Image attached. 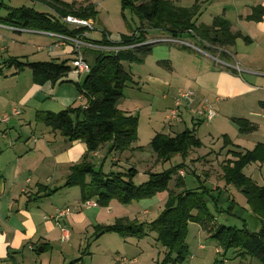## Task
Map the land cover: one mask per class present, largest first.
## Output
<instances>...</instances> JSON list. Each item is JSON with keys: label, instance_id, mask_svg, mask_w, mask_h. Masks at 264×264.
<instances>
[{"label": "trees", "instance_id": "1", "mask_svg": "<svg viewBox=\"0 0 264 264\" xmlns=\"http://www.w3.org/2000/svg\"><path fill=\"white\" fill-rule=\"evenodd\" d=\"M41 2L53 12H38L25 6L11 8L0 0V14L2 10L5 14L0 15V24L28 31L75 35L83 32L84 29L69 28L55 15L59 17L72 15L85 20H94L96 16L93 1L78 7L76 2L71 4L63 3L61 0H41ZM120 5L122 11L128 8L137 15L140 26L132 34H122L117 44L109 43L103 33V40L98 45L116 47L142 45L117 52L103 51L99 54L94 67L84 75L82 84L77 85L78 93L84 91L83 99L86 103L84 107H69L56 113L45 111L35 114L37 122L57 132L68 142H82L86 147L87 155L98 151L106 144H110V152L122 153L131 149L135 143L137 117L118 108L123 89L133 82L131 73L124 69L123 63L141 64L144 61L146 55L151 52V44H143L147 41L150 31H159L166 36L180 39L193 38L198 43L205 42L220 48L231 46L240 36L238 33H231L228 22L220 16H215L209 25H196V19L201 14L197 5L182 8L175 6L169 0H120ZM259 12V17L254 19L261 18L263 12ZM188 30L194 35L188 34ZM179 48L190 50L185 46ZM211 52L215 53L214 50ZM219 56L226 57L224 52L219 53L218 58ZM68 61L70 60L66 59L59 63L10 60V63L21 70L28 69L33 82L41 86L46 82H64L62 78L71 72ZM232 121L240 126L238 128L240 133H250L254 130L253 126L244 119L233 118ZM200 146L199 139L190 129H184L174 136L156 133L149 142V147L156 156V162L168 160L175 155L186 158L190 150ZM232 147L235 149L227 150L226 155L231 154L234 159L232 162H224L221 166L220 178L225 180L226 186L235 187L248 200L251 210L259 220L260 229L257 232L248 231L246 227L212 225L214 217L208 211L209 204L214 206L217 213L232 216V212L219 211L216 201L218 196L210 195L204 186L187 188L183 177L177 176L183 165L171 167L163 172H148L144 183L134 185L132 182L136 174L134 168H129L126 172L105 174L101 167L94 168L88 156H85L70 167L64 187H78L81 202L94 199L102 207L112 200L127 205L166 191L164 209L151 223L141 224L136 220L118 219L113 226L100 229L102 232L113 230L119 232L121 236L130 234L138 238L144 235V229L148 227L156 234V242L166 251L164 264L183 263L186 259L188 250L184 238L187 223L191 221L205 224L209 238L224 251L233 250L239 259L250 257L264 264V186H256L243 174V169L247 165L264 158V147L257 145L251 151H241L235 145ZM174 176V188L168 189L169 182ZM177 189L179 192L175 193ZM217 189L220 191L219 188ZM226 203H229L231 209L235 208L232 200L229 199ZM213 264L223 263L215 260Z\"/></svg>", "mask_w": 264, "mask_h": 264}, {"label": "rangeland", "instance_id": "2", "mask_svg": "<svg viewBox=\"0 0 264 264\" xmlns=\"http://www.w3.org/2000/svg\"><path fill=\"white\" fill-rule=\"evenodd\" d=\"M169 1L184 8L197 5L200 8L201 14L196 19V25H209L215 16L223 17L225 20L230 19L234 22L237 13H239L244 6L250 7L255 2V0ZM2 2L6 5L10 4L15 8L25 6L33 8L39 12L49 11L45 5L42 6L38 3H31V0H2ZM94 9L96 11V16L93 20V30L88 33V40L97 46H99L98 44L103 40V32L109 43L117 44L120 42V36L122 34L133 33L140 26L136 14L128 8L123 11L121 10L120 0H102L95 4ZM0 15H4L3 10ZM14 34L18 35L16 33ZM20 34L22 36H32L31 43L24 41V47H21L20 50H15L11 47L16 53H25V56H23L25 62L43 61L45 58H49V54L46 50V45L48 44H46L47 42L45 39L49 38L52 40V37L41 36L39 34L36 35L35 33L28 34L26 32ZM149 35L151 36L152 33H149ZM184 40L199 47V44L195 41L196 39L193 40L185 37ZM236 44L237 45L234 47L235 49H228L225 46L223 47V50L226 55L229 56L227 53L229 51L233 57L235 56V58L240 61L242 58L240 54L243 53L241 50L243 45L239 41H237ZM1 45L0 47H2ZM175 46L179 47L178 45ZM36 47H42V51L37 52ZM105 48L106 49L89 48L83 50V56L86 52V57L84 59L90 68L94 67L95 61L101 52H115L121 50L118 47H114V45ZM173 48H171V51L176 50ZM168 49L167 45L153 43L151 44V52L146 55V57H151H148L147 63L144 67H140L137 62L130 64L123 63V67L129 73L143 74L152 72L151 68L147 67L145 69V67L151 64L152 58L156 55L165 56L168 53ZM178 54L181 55L179 52L172 51L173 57L179 56ZM212 54L216 56L217 53L215 52ZM198 55L199 59H207L202 54ZM213 55L210 56L212 57ZM10 56V52L0 50V62L4 61L1 59H6ZM210 59L211 61L216 62L214 59ZM218 59L226 65L234 63L232 58L229 57L224 58L219 56ZM261 59L264 60V57ZM69 64L70 62L68 61V65ZM220 65L225 68L223 64ZM238 66L241 65L238 63ZM235 71L236 74L241 77L239 78L236 75L241 81L243 79H253L257 90L250 95L236 98L233 101L219 99L216 103L213 102L216 115L210 122H203L195 126V137L199 139L201 146L200 148L190 150L189 153H187L186 158L180 155H175L168 160L156 162V156L149 147V142L156 133L174 136L181 132L180 126L168 127V124L172 125L179 121V117L177 121L175 119L169 123L165 117L168 115L170 108L158 104L159 102H162V95L169 94L172 90L170 91V89L166 88L159 89L157 88L156 83H154L150 85H154L152 87L155 89H151L150 85H145L144 88L141 89L140 84L138 88L128 84L123 89V95L118 104V108L129 111L133 113V116L137 117V139L133 146H131V149L122 153L110 152L109 149H106L102 153L101 160L96 161L95 158H91L90 161L95 168L99 169V167H101L105 173H109V171L126 172L129 168H134L136 170V174L132 178L134 185H140L147 180L146 172L149 166L153 167L151 171L158 173L177 165H183V170L180 169L179 171L183 172V181L187 188H201L200 186L211 188L213 182L218 183L219 189L225 191L229 199L232 200L235 205V208L233 209H231L229 203L226 202H221V204L217 205L219 211H231L232 216H229L224 213H217L214 206L209 204L208 211L214 217L212 225L235 226L237 228L246 227L248 231L257 232L260 229L259 220L257 219V215L251 210L248 200L235 187L226 186L224 183L225 180L220 178V174H222L221 166L224 162H232L234 159L231 154L226 155L227 150L235 149L232 147L233 145L239 147L241 151H251L257 145L264 147V103H259L261 100H264V71L259 72V77H252L247 73L242 72L241 69H235ZM29 72L30 71L27 69L23 73H19L18 82L22 89L21 92L20 90L15 92L11 91V95L7 97V104H0V108L2 106L8 107L20 105L18 104L17 98L22 93L23 86H26L29 82ZM70 77L74 79L76 75L74 76V74L71 73ZM78 77L82 79L84 78V76L81 75ZM0 82H2L1 79ZM12 84L13 83H9L8 85L7 83V89H10ZM2 86L3 85H1V87ZM186 110L187 112L189 111L188 109ZM188 114L191 116V119L194 121L197 120V117L189 112ZM34 115V112L30 113V124L24 125L23 131L29 133V135L31 134L32 137H36L37 135L51 136L53 134L52 130L41 122H37ZM233 118L247 120L251 123V126L256 128L255 132L249 134L240 133L238 130L240 126L232 121ZM185 121V128L192 129L193 125L189 122L187 116L185 117ZM181 127L183 128V126ZM154 161L156 162L155 164ZM179 171L177 172V176L182 177L183 175H179ZM243 174L256 186H264V158L261 161H256L247 165L243 169ZM174 178L175 176L172 177L169 182L168 189L174 188ZM211 178L212 180L210 181L209 179ZM202 190L205 192L204 189ZM207 191L214 197L219 194L218 189L216 188L215 190L207 189ZM177 192H179V189L175 190V193ZM153 198L154 196L146 200H152ZM90 201L91 203L94 202L93 200H89V202ZM135 202L137 201H133L127 205H121L114 202L113 204L108 203L104 207H100L98 204L89 207H92L90 210L92 212H98V210L101 211L99 219L101 223L105 225L103 229L113 226L116 223L115 218L127 219L128 221H134L136 218L138 223L149 224L155 220L164 209V204H153L152 207L146 208L148 211L146 215L137 216L136 208L140 205ZM46 206L48 208V205ZM116 206H118V208H116ZM87 208L88 207H81V209ZM43 210L46 211L45 209ZM45 213L47 212H43V214ZM100 229L102 228H91L86 235L82 234L83 231H74L69 239H66V237L60 240V238H58L53 244L54 253L50 260V264H60L62 257L65 259V264H119L123 258L126 260L125 264H164L163 260L166 251L156 242V234L148 227H145L143 232L144 235H141L138 238L129 233V235L121 236L117 231L109 230L107 232H102ZM184 244L187 246L188 250L187 257L183 263L176 264H213L215 260L222 261L223 264H260L256 259L250 257L239 259L233 250L224 251L215 241L209 238L205 224L202 222L191 221L187 223ZM198 246H202L201 248L203 249H199ZM60 252H62V255L59 254ZM37 256L38 261L48 264V254L46 252L39 253Z\"/></svg>", "mask_w": 264, "mask_h": 264}, {"label": "crops", "instance_id": "3", "mask_svg": "<svg viewBox=\"0 0 264 264\" xmlns=\"http://www.w3.org/2000/svg\"><path fill=\"white\" fill-rule=\"evenodd\" d=\"M61 1L66 4L76 2L75 0ZM31 3L45 5L41 0H31ZM84 5L86 4L77 3L76 7ZM174 5L178 6L177 4ZM7 6L15 8L10 4ZM48 9V12H53L50 8ZM259 11L263 13L261 18L256 20L254 18L259 17ZM91 21L93 22V20ZM226 21L229 24L231 33L240 34L233 44L227 46V48H234L237 45V41L243 45L240 61L235 56L233 57L229 51L227 52L229 56L225 54V58L229 57L234 61L229 66L235 65L238 70L241 69L242 72L252 77H259V72L264 71V60L261 59L264 57V0H255L250 7L244 6L237 13L234 22L230 19H226ZM25 32L48 36L38 31L26 30ZM20 33L22 32H13L0 27V45L2 44L0 50L11 53L9 58L1 59L4 61L0 62V79L2 80L0 82V104H7V97L11 95V91L20 90L21 92L22 90L18 82L19 73H23L27 69L16 68L10 63V60L25 62L23 60L25 53H16L11 47L15 50H20L21 47H24V41L31 43L32 36H22ZM149 33H152V37ZM149 33L147 39L166 36V34H162L159 31H150ZM45 40L46 44H48H45L46 46L54 42L53 39L50 40L49 38ZM195 41L198 43L197 40ZM159 44L168 46L166 57L156 55L152 58L151 64L145 67V69L147 67L151 68L152 72L143 74L131 72L133 82L130 85L138 88L140 84L141 89H143L145 85L156 83L159 89L172 90L169 93L171 95L168 93L162 95V102L158 103L161 106L171 109L174 106L178 89L193 93L192 107H196L202 99L212 102L211 104L214 107L213 102L216 103L219 99L233 101L236 98L250 95L257 90L253 79H243L241 81L239 79L241 77L236 74L234 68L232 69L229 66H224L225 68H223L219 63L211 61L209 56L204 55L207 59H199V53L195 51L184 50L185 48L165 43ZM171 48L176 49L172 51L179 52L181 55L178 54L179 56L173 57ZM48 56L49 58H45L43 61L59 63L66 59L71 60L74 54L71 48L67 46L55 50ZM213 56L216 57L215 55ZM85 57L86 52L84 54ZM148 57L145 58L142 64H139L140 67L146 65ZM238 63L243 67L238 66ZM71 73L62 78L64 80L62 83L60 81L55 83L46 82L39 86L33 82L29 72V82L26 86H23V91L17 98L20 105L16 107L19 108L20 114L16 117H11L7 124H0V264H44L42 261H38L37 258V254L42 252L48 254V264H50L54 253L53 244L58 238L60 240L66 237V239H69L74 231H83L82 234L86 235L91 228L97 229L105 226L99 219L100 210L92 212L90 211L92 207L81 209L80 189L78 187H64V184L72 165L81 161L85 156H88L89 162H91V158H95L96 161L101 160L102 153L109 149L110 144H106L98 151L87 155L86 147L82 142H68L57 132L52 131L53 134L51 136L37 135L32 137L31 134L29 135V133L23 131V126L30 124L29 115L32 112L35 114L45 111L56 113L69 107L85 106V99L79 100L77 98L79 95L77 85H81L84 78L82 79L78 77L80 75L72 73L74 76L76 75L73 79L70 77ZM7 83L8 85L13 83L10 89H7ZM1 85L3 86L1 87ZM150 86L151 89H155L152 87L154 85ZM259 103H264V100ZM13 107L15 106H2L0 114L10 113ZM122 111L133 115L129 111ZM186 116L193 125L190 130H193L195 135V126L200 123L198 120L194 121L191 119L185 105L181 108L180 120L172 125L168 124V127L180 126L181 131L187 129L185 128ZM247 123L251 126V123L248 121ZM253 128L254 130L250 133L255 132L256 128L254 126ZM91 164L93 165L92 162ZM152 168V166H149L146 173L154 172L151 171ZM209 180L211 181L212 178ZM212 184L211 188H205L210 190L219 188L218 183L213 182ZM218 192L217 204L228 202L229 197L226 192L223 190ZM166 199V192H162L157 193L152 200L144 199L135 202L140 205L136 208L137 216L146 215L148 213L146 208L152 207L153 204L161 203L163 205ZM92 200L95 202L94 199ZM114 202L117 203L114 200L110 203L113 204ZM46 205H48V208ZM62 207L72 208L71 214L54 220L52 217L55 210ZM43 212L47 213L43 214ZM115 219L118 220L117 218ZM201 247L198 246L199 249ZM59 254L62 255V252ZM60 264H65L64 257H62Z\"/></svg>", "mask_w": 264, "mask_h": 264}, {"label": "built area", "instance_id": "4", "mask_svg": "<svg viewBox=\"0 0 264 264\" xmlns=\"http://www.w3.org/2000/svg\"><path fill=\"white\" fill-rule=\"evenodd\" d=\"M79 4H85L89 1H93L95 4L101 2L102 0H75ZM54 14V13H53ZM57 18L60 19V21L68 26L69 28L78 30V29H84L83 32H79L75 35H61V34H56V33H45L42 32L50 37L53 38L54 42L47 46V53L51 55L55 50H58L62 47H67L69 46L71 48L72 53L74 54L73 58L69 61L71 72L76 74V75H85L89 73L90 71V66L88 63L85 61L84 56H83V50L84 49H89V48H99V49H106L105 47L109 46H97L95 44H92L91 42L88 41V33L93 30V22L91 20H85L81 19L72 15H67L65 17H59L58 15H55ZM0 27H3L7 30L13 31V32H25L26 30L23 29H18L14 27H8L0 24ZM188 34L194 35L191 30L187 31ZM136 33H134V36ZM155 44V43H165L169 45H178V46H185L193 51L209 56L210 58L214 59L217 63L223 64L224 66H229L224 64L218 59V54L219 53H225L223 48L216 47V46H210L205 42H200V46L197 47L194 44H191L190 42L180 39V38H175L171 36H161L159 38H148L147 41L143 44ZM142 44H133V45H127V46H121L118 47L121 50L125 49H131L133 47L141 46ZM116 47V46H114ZM107 48V49H108ZM117 48V47H116ZM37 51H41L42 47H36ZM119 50V51H121ZM208 50H214L217 54L216 57H211V52ZM117 52V51H115ZM231 68L237 69V66H229ZM236 67V68H235ZM84 96V91L80 92L78 95V99L82 100ZM192 102H193V93L190 91H184L182 89H178L176 92L175 100H174V106L170 109L168 115L166 116V119L171 123L173 120L176 119L178 120V117L180 119L181 115V108L182 106L185 105V108L188 109L189 113L197 117L196 119L203 122H210L214 116L216 115V111L213 107V105L207 100V99H202L196 107H192ZM20 114V110L18 107H13L10 111V113H3L0 114V124H7L11 117H16ZM179 175H183L182 171H179ZM97 203L96 202H81L82 207H89V206H95ZM71 214V208L70 207H62V208H57L55 210V213L53 215V219L57 220L61 217L67 216ZM125 259L123 258L119 264H125ZM118 264V263H117Z\"/></svg>", "mask_w": 264, "mask_h": 264}, {"label": "water", "instance_id": "5", "mask_svg": "<svg viewBox=\"0 0 264 264\" xmlns=\"http://www.w3.org/2000/svg\"><path fill=\"white\" fill-rule=\"evenodd\" d=\"M40 251H41V249H40Z\"/></svg>", "mask_w": 264, "mask_h": 264}]
</instances>
